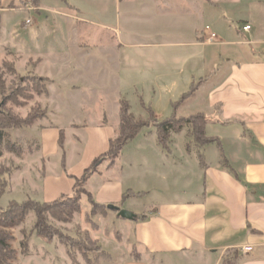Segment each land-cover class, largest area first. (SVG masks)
Here are the masks:
<instances>
[{"label":"crops","instance_id":"crops-1","mask_svg":"<svg viewBox=\"0 0 264 264\" xmlns=\"http://www.w3.org/2000/svg\"><path fill=\"white\" fill-rule=\"evenodd\" d=\"M14 1L0 0V49L26 59L38 77L50 80V96L56 84L53 78L60 80L57 85L63 107L57 111L62 112L60 118L66 122L30 129L36 133L35 149L30 156L38 161V167L36 172H26L28 178H24L22 185H15V177L12 178L7 190L20 192L23 197L20 203L28 199L53 202L74 194L76 179L82 178L94 161L109 151L110 142L117 137L120 101L125 99H119L114 122L105 111L108 103L105 87L80 83L82 74L95 61L79 48L86 45L80 40L59 45L51 42L46 38L50 34L45 29L36 30L37 22L30 16L19 20L12 13L48 11L53 16L50 19L46 14L45 23L53 21L55 29L58 24L71 25L73 21L103 24L114 8L117 13L122 8L128 13L141 5L147 8L151 24L164 25L166 30L194 32L192 42L177 44L196 50L187 61L191 65L187 83L191 86L201 79L207 80L176 111L172 107L174 101L170 100L172 113L166 118L167 109L161 114L162 106L154 103L157 87L148 92L154 99L141 100L152 108L159 122L205 114L208 119L205 133L217 141L203 147L192 143L188 149L192 140L188 136L190 126H186L180 133H171L168 152L160 146L152 124L123 148L113 167L108 169L107 163L102 164L88 179L86 191L95 203L106 206L108 216L112 215L124 229L123 238L133 252L131 260L121 258L116 263L222 264L231 258L236 264H264V0H61L64 5L53 0L58 7L49 8L39 0L38 7L29 4L30 10L21 5L14 7ZM95 11L99 17L89 19ZM205 15L210 23L200 27L207 20ZM208 26L219 37L214 43L206 42ZM245 26H251V30L244 32ZM41 34H45V41L40 39ZM118 44L124 47L121 40ZM169 45L149 42L133 46L159 49ZM67 47H74L75 51L77 48L76 57ZM70 51L72 55L67 56ZM59 55L65 57L64 61ZM133 71L137 72V67ZM198 98L199 105L197 102L187 106ZM140 106L143 109L141 102ZM187 109L191 113H185ZM143 112L146 114L144 109ZM144 113L133 114L146 119ZM66 129L73 133L71 141ZM184 131L185 140L177 141L176 135ZM223 159L230 168L224 166ZM129 190L146 195L126 199ZM84 198L90 203L87 196L82 201ZM109 205L139 213L135 214L136 219L125 220L109 210ZM84 230L92 236L90 229ZM92 239L108 249L100 238L93 235ZM247 244L254 250L243 255L239 249ZM113 260L111 254L96 264ZM41 262L37 264H52Z\"/></svg>","mask_w":264,"mask_h":264},{"label":"rangeland","instance_id":"rangeland-1","mask_svg":"<svg viewBox=\"0 0 264 264\" xmlns=\"http://www.w3.org/2000/svg\"><path fill=\"white\" fill-rule=\"evenodd\" d=\"M55 1L41 0V5L45 8L58 7ZM60 3L63 4L61 0ZM18 5L19 2L15 0L13 6L17 7ZM29 6L27 4L25 8ZM146 9L139 5L128 13L123 8L119 11L120 13H117L114 8L108 12L103 24L90 25L73 21L71 25L58 24L55 29L53 21L45 23L46 14L50 19L53 16L48 11L39 14L35 11L21 10L14 11L12 14H16L19 20L30 16L37 22L36 30L38 29L41 32L45 29L50 34L46 38L58 45L62 42L71 44L75 40H80L82 45H86L79 48L85 52L86 56L89 55L95 61H93V67L89 68V72L82 74L84 77L80 83L83 86L91 83L95 86L105 87V97L108 99L105 111L111 116V120L115 122L114 117L119 108L120 97L131 102L132 113L135 115L143 114V109L140 106L141 98L144 100L154 99L148 92L154 91L153 86L157 87V96L154 103H157L158 107L162 106L159 110L161 114H163L164 109H167V113L164 114L166 115L164 118H166L172 113L169 101H179L183 94L190 89L187 78L189 77V71H191V65H187V61L192 58L196 50L192 47H181L177 44L192 42L194 32L166 30L164 25L151 24V17L147 15ZM93 13L89 19L99 17L96 11ZM154 17L156 16L153 15ZM205 19L207 20L202 22L200 27L210 23L207 15H205ZM212 26L219 27L215 24ZM46 38L45 34H41L40 39L42 41H45ZM118 40L122 41L124 47H119ZM149 42H168L171 45L159 49H140L133 46ZM66 49L73 51L72 53L76 57L77 48L76 51L74 47H67ZM71 51L67 56L72 55ZM5 53L0 49V128L3 132L0 171L2 169L12 171V178L15 177V185H22L24 178H28L26 172H36L38 167V161L36 162V159L30 156L36 145V133L30 131V129L39 125L50 127L58 124L59 121L62 123L66 121L60 118L62 112H58L63 107L60 102V99H62V94L59 91L60 85H57L60 80L53 78V82L56 84L52 86L51 96L49 93H41L45 92V86H49L51 81L49 80L48 83L43 82L39 90H36L31 79L37 75L26 59L22 60L21 57L12 54L8 49ZM146 54L147 58L150 56L148 59L145 57ZM58 57L61 61H64L65 57L63 55ZM135 67H137V72L133 71ZM142 70H145V72H142ZM146 71L148 72L146 73ZM136 74L137 76H135ZM79 86L82 85L79 84ZM23 88H26L25 94L21 91ZM199 100L200 98L192 99L187 106L192 107L197 102V105H199ZM184 112L189 114L190 111L187 109ZM44 113L46 117L38 119L33 127L25 125L17 127L14 124L18 120H25L30 115L41 118ZM144 115L147 118L145 113ZM65 132L67 139L71 141L73 138L72 131L66 129ZM146 134L149 135L150 133ZM185 138V131L183 134L176 135L177 141L178 139L185 140ZM22 199L20 192L15 191V193H12L11 189L6 190L0 198V208H7L11 201L21 202ZM81 204V210L74 213L72 219L68 222L61 221L53 217L48 211L46 212L48 220L42 227L47 228L46 234L57 233L54 239L49 238V241L39 236L38 230L35 228L37 218L33 211L29 213L24 223L18 227L11 229L0 227V231H6L11 235L9 243L16 252V259L12 263L37 264L41 261H45V263L51 261L52 264H64V261H67L70 264H86L82 255L77 251H74L75 260L72 259L59 238V236L84 238V234L87 232L84 230L86 228L90 229L92 236L100 238L101 242L107 246L106 252L109 256L113 254V263L109 262L108 264H118L116 262L121 258L131 260L130 254H133V252L123 238L124 229L114 221V217L112 215L108 216V211L105 216L102 211L97 209L92 213V206L85 198L81 201ZM137 211L135 210L136 213H139ZM118 234H121L122 237L119 238ZM22 244H28V253H31L30 255L27 253L29 256L23 253Z\"/></svg>","mask_w":264,"mask_h":264},{"label":"trees","instance_id":"trees-1","mask_svg":"<svg viewBox=\"0 0 264 264\" xmlns=\"http://www.w3.org/2000/svg\"><path fill=\"white\" fill-rule=\"evenodd\" d=\"M19 5L25 6L30 4L32 6L38 7L39 0H17ZM207 80L201 79L197 83H192L189 91L184 94L181 99L177 102L172 103V107L176 111L177 108L186 104L199 90V87L203 85ZM31 82L36 90H39L42 83H48L47 78H42L34 76L31 79ZM47 87V88H46ZM26 88H23L22 93L25 94ZM48 94V86H45V92ZM141 105L144 111L147 114V118L136 117L131 112V104L128 100L122 99L120 101V128L118 131L117 137L110 142V149L107 153L97 158L92 166L88 168L84 176L80 179H76L74 194L64 195L56 201L53 202H38L35 200L28 199L22 203L17 201H11L7 208H0V227L3 229H11L18 227L23 224L30 212H34L37 218L35 228L38 230L39 236L46 238L49 241V238L54 239L57 233L46 234L47 228H43V224L47 222L46 212L48 211L53 217L68 222L70 221L74 213L79 212L82 208V197L87 196L91 205L92 213L94 211L100 210L103 212L104 216L107 215V207L99 205L94 202L90 193L85 189V185L88 182V179L96 173L98 167L102 164L107 163V168H111L115 165L116 161L120 158L123 148L133 140L144 128L150 127L154 124L156 129V134L158 136V142L160 146L168 152H171V133L176 132L180 133L184 127L190 126L188 136L192 140L188 144V149L191 148L192 143H196L198 146L203 147L207 144H214L217 139L210 138L205 133V128L208 122L207 116L203 113L193 114L189 117H174L173 119L164 120L159 122L156 120L155 112L150 106H147L144 101L141 100ZM175 115V114H174ZM46 117V114L41 116V118H36L34 116H29L25 120H18L14 122L17 127H33L38 119H43ZM20 119V118H19ZM29 121V122H28ZM2 136L3 132L0 128V156H1V146H2ZM64 144V136L61 135L60 146ZM220 148V145H218ZM201 163L205 165V160L201 156ZM223 164L226 168H230V165L226 159H223ZM231 170V169H230ZM12 171L1 170L0 171V198L9 188L12 178ZM146 193H135L132 190H129L126 193L125 198H141L145 196ZM50 236V237H49ZM84 238H72L59 236L60 241L65 245L67 251L72 259L75 260L74 251H77L82 255L87 264H96L102 258L109 257V254L106 250L95 240H93L88 232H85ZM11 235L6 231H0V264H13L12 261L16 259V252L12 249L10 245ZM23 253H28V244H22ZM237 259V258H236ZM222 264H236L235 259L226 258Z\"/></svg>","mask_w":264,"mask_h":264},{"label":"built area","instance_id":"built-area-1","mask_svg":"<svg viewBox=\"0 0 264 264\" xmlns=\"http://www.w3.org/2000/svg\"><path fill=\"white\" fill-rule=\"evenodd\" d=\"M30 9L31 8L29 6L28 10H30ZM30 23H31V21L28 20L27 24H30ZM250 30H251V26H245L243 28L244 32H249ZM205 35H206V42H208V43H214L219 38L218 35L214 31H212V29L209 26L205 28ZM253 250H254V247L252 245H249V244L243 245L239 249L240 253L243 255H248V254L252 253Z\"/></svg>","mask_w":264,"mask_h":264},{"label":"water","instance_id":"water-1","mask_svg":"<svg viewBox=\"0 0 264 264\" xmlns=\"http://www.w3.org/2000/svg\"><path fill=\"white\" fill-rule=\"evenodd\" d=\"M109 210L115 211L118 213V216L125 220H134L136 219V215L128 210L120 209L117 206L109 205Z\"/></svg>","mask_w":264,"mask_h":264}]
</instances>
